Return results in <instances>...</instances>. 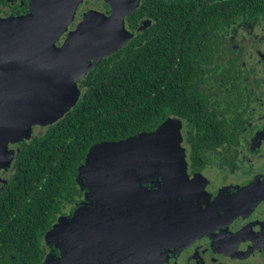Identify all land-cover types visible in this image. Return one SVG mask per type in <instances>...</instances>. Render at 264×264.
Instances as JSON below:
<instances>
[{
    "label": "flooded vegetation",
    "instance_id": "1",
    "mask_svg": "<svg viewBox=\"0 0 264 264\" xmlns=\"http://www.w3.org/2000/svg\"><path fill=\"white\" fill-rule=\"evenodd\" d=\"M9 1L16 6L28 1L27 11L20 14L29 11L30 0ZM220 1L223 0L120 1L129 6L136 4L125 17L126 27L132 34L126 44L136 40H141L137 46L142 43L152 45L156 39L163 42L173 26L177 27L175 36L180 42L193 24L192 57L201 64L199 74L202 79L194 89L206 101L205 106H199L200 117L173 114L162 121L175 119L177 123L188 175L179 186L188 189L186 196L197 207L188 214L180 202L172 205L178 215L176 221L182 219V225L187 229L184 232L182 225H177L181 230L173 234H188V240L143 243L142 250L151 249L157 264H264V0H243V5L233 8L235 14L226 6L224 11L228 16L220 22L213 16L211 23L206 24L198 21L186 25L181 21H170L173 13L180 20L178 14L187 4L192 5L191 21L195 19L194 15L204 19L210 16L207 7ZM118 3L113 0L112 6L106 0H83L69 30L75 29L90 9L111 15L119 10L121 3ZM67 35L68 32L57 44L62 45ZM180 45L176 46L174 58L180 56ZM46 128L47 125L36 124L33 133H43ZM12 148L18 149V145L11 143ZM160 163L164 172L179 174L184 168L180 163L173 166V161L166 156ZM11 168L10 165L0 169V191L13 174ZM138 178L147 188L164 185L167 181L162 174L148 173ZM202 186L207 191V199L200 201ZM79 187V197L62 206L44 233L41 264L50 254L51 264L81 263L75 255L65 262L61 247L65 242L75 252L74 240H66L75 229L74 212L93 202L88 198L90 193L86 185L79 184ZM61 222L64 223V239L51 237L50 232Z\"/></svg>",
    "mask_w": 264,
    "mask_h": 264
},
{
    "label": "water",
    "instance_id": "2",
    "mask_svg": "<svg viewBox=\"0 0 264 264\" xmlns=\"http://www.w3.org/2000/svg\"><path fill=\"white\" fill-rule=\"evenodd\" d=\"M82 1L30 0L27 13L0 17V169L10 166L15 156L10 144L30 138L34 125L62 118L79 100V80L132 35L125 17L136 4L121 0L111 15L90 9L69 30ZM106 1L113 6V0ZM176 124L168 119L153 131L90 148L77 181L86 185L93 202L74 212L75 229L66 240H74L75 252L69 244L64 246L65 262L75 255L78 263L87 264H157L151 249L142 250L144 242L189 239L188 234H173L184 223L176 221L172 206L187 199L188 189L179 186L183 171L161 173L167 181L154 188L144 187L138 178L159 174L164 156L178 165ZM182 229L187 230L183 225ZM59 230L63 223L50 234ZM51 255L44 264L53 262Z\"/></svg>",
    "mask_w": 264,
    "mask_h": 264
},
{
    "label": "trees",
    "instance_id": "3",
    "mask_svg": "<svg viewBox=\"0 0 264 264\" xmlns=\"http://www.w3.org/2000/svg\"><path fill=\"white\" fill-rule=\"evenodd\" d=\"M242 1L209 5L210 16L194 15L192 21L187 4L181 19L173 13L170 21L206 24L213 16L220 22L228 16L226 6L235 14ZM27 9L28 1L16 6L0 0V17ZM189 29L180 42L173 26L163 42L137 46L136 40L105 56L79 80V100L62 118L15 143L13 174L0 191V264H41L44 233L62 206L79 197L78 168L94 144L153 131L169 115L200 117L206 101L194 91L201 64L192 57L193 24ZM178 43L180 56L174 58Z\"/></svg>",
    "mask_w": 264,
    "mask_h": 264
},
{
    "label": "rangeland",
    "instance_id": "4",
    "mask_svg": "<svg viewBox=\"0 0 264 264\" xmlns=\"http://www.w3.org/2000/svg\"><path fill=\"white\" fill-rule=\"evenodd\" d=\"M184 152H183V149H181V150H179L178 152H177V154H176V157H177V161H178V163H180V165L181 164H183L182 165V167H184V165L186 166V159H185V161H183V158H184ZM160 166H161V168L159 169L160 170V173L159 174H161V173H163L164 172V169H162L163 167V165H162V163H160ZM182 170H183V177H182V179L180 180V182H184V180H186L187 178V172H186V170H185V168H182ZM185 172V173H184ZM192 180V179H191ZM204 186V185H203ZM202 186V188L200 189V193L202 194L201 195V199H200V201L202 200V199H207V191L205 190V187H203ZM191 199V198H190ZM179 202H180V204L181 205H183V207H185V208H183V209H186V213H190V211L189 210H191V209H193V208H196L197 207V204H195V203H193V200L191 199V200H188V198L187 199H184V198H181L180 200H179ZM195 204V205H194ZM184 219H186V217L184 218ZM186 220H188V219H186ZM61 223H63V222H61ZM64 224V223H63ZM51 235V237H55V238H62L63 239V232L61 231L60 232V230L57 232V233H54V234H50ZM64 246H66V243L65 242H62L61 243V247H62V249H64ZM62 252H63V250H62ZM64 253V252H63Z\"/></svg>",
    "mask_w": 264,
    "mask_h": 264
}]
</instances>
